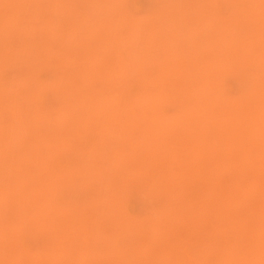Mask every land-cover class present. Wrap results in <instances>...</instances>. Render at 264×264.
I'll return each instance as SVG.
<instances>
[{"label":"rangeland","instance_id":"rangeland-1","mask_svg":"<svg viewBox=\"0 0 264 264\" xmlns=\"http://www.w3.org/2000/svg\"><path fill=\"white\" fill-rule=\"evenodd\" d=\"M263 87L264 0H0V264H264Z\"/></svg>","mask_w":264,"mask_h":264},{"label":"bare ground","instance_id":"bare-ground-1","mask_svg":"<svg viewBox=\"0 0 264 264\" xmlns=\"http://www.w3.org/2000/svg\"><path fill=\"white\" fill-rule=\"evenodd\" d=\"M241 14H242V13H241ZM247 17H248V16H247ZM242 22H243V21H242ZM221 24H222V23H221ZM229 31H230V30H229ZM240 41H241V40H239V42H240ZM222 64H223V63H222ZM263 88H264V87H263ZM208 89H210V87H209ZM259 89H260V88H259ZM206 90H207V89H206ZM208 91L210 92L211 90H208ZM262 91H263V90H262V88H261V92H262ZM214 93H215V91H214ZM262 93H264V91H263ZM259 94H260V93H259ZM204 95H205V94H204ZM214 95H215V94H214ZM214 95H213V96H214ZM216 95H217V94H216ZM216 95H215V97H216ZM256 95H257V94H256ZM261 95H262V94H261ZM210 96H211V95H210ZM213 96H212V97H213ZM258 96H260V95H258ZM205 97H206V99H207V96H204V98H203V97H202V98L205 99ZM252 97H253V95H252ZM254 97H255V96H254ZM200 98H201V97H200ZM260 98H261V97H260ZM262 98H263V97H262ZM212 99H214V98H212ZM217 99H218V98H217ZM196 100H197V99H196ZM198 100H201V101H202V99H198ZM249 100H250V99H249ZM249 100H247V101H249ZM208 101H209V100H208ZM214 101H215V100H214ZM219 101H220V100H219ZM202 102H203V101H202ZM217 102H218V101H217ZM259 102H260V101H259ZM204 103H205V105L207 104L205 101H204ZM208 103H209V102H208ZM194 104H195V103H194ZM194 104H193V105H194ZM197 104H199V102H197ZM201 104H202V108H203V103H201ZM211 104H212V102H211ZM220 105H221V104H220ZM244 105H245V104H244ZM244 105H243L242 107H244ZM195 106H196V104H195ZM206 106H207V105H206ZM208 106H209V108H210L211 105L208 104ZM216 106H219V105L216 103ZM216 106H215V103H214V106H211V107H216ZM242 107H241V109H242ZM219 108H220V107H219ZM203 109H204V108H203ZM206 109H208V107H207ZM244 109H246V108L244 107ZM263 109H264V108H263ZM217 110H218V109H216V112H217ZM219 110H220V109H219ZM242 110H243V109H242ZM246 110H247V109H246ZM212 111H213V110H212ZM203 112H204V111H203ZM203 112H202V113H203ZM209 112H210V110L208 111V113H209ZM216 112L214 111V113H216ZM240 112H241V111H240ZM252 112H253V111H252ZM255 112H256V111H255ZM255 112H254V113H255ZM261 112H262V111H261ZM261 112H260L259 114H261ZM208 113H207V114H208ZM212 113H213V112H212ZM214 113H213V114H214ZM203 114H204V113H203ZM203 114H202V116H203ZM216 114H220V113L217 112ZM216 114H215V115H216ZM244 114H246V112H245ZM248 114H249V113H248ZM248 114H247V116H248ZM257 114H258V113H257ZM257 114H256V115H257ZM198 115H200V114H198ZM204 115H205V114H204ZM208 115L211 116V114H208ZM254 115H255V114H254ZM212 116H213V115H212ZM212 116H211V117H212ZM217 116H218V115H217ZM217 116H216V117H217ZM240 116H241V118H242V114H241ZM247 116H246V117H247ZM208 117H209V116H208ZM244 117H245V116H244ZM251 118H252V116H251ZM210 119H211V118H210ZM239 119H240V118H239ZM239 119H238V120H239ZM235 120H236V118H235ZM242 120H243V119H242ZM244 120H245V119H244ZM252 120H253V118H252ZM254 120H255V119H254ZM258 120H259V119H258ZM215 121H217V120H215ZM246 121H247V120H246ZM248 121H249V119H248ZM234 122H235V121H234ZM249 122H250V121H249ZM260 122H261V119H260ZM252 123L254 124V122H251V126H252ZM262 123L264 124V122H262ZM244 124H245V123H244ZM246 124H247V123H246ZM256 124H258V123L256 122ZM204 125H205V124H204ZM232 126H233V124H232ZM236 126H237V125H236ZM220 127H221V126H220ZM220 127H218V128L220 129ZM243 127H244V126H243ZM246 127L248 128V125H247ZM249 127H250V126H249ZM253 127H254V125H253ZM253 127H252V128H253ZM258 127H259V126H258ZM263 127H264V126H263ZM230 128H231V127H230ZM254 128L256 129L257 127H254ZM254 128H253V131H254ZM224 129H225V128H224ZM236 129H237V128H236ZM249 129H250V128H248V131L251 130V129H250V130H249ZM259 129L261 130L260 127H259ZM216 130H217V129H216ZM226 130L228 131V129H225V131H226ZM240 130H241V129H239V131H240ZM244 130H246V129H244ZM184 131H185V130H184ZM205 131H207V130H205ZM258 131H259V130H258V128H257V132H258ZM218 132H219V131H218ZM228 132H229V131H228ZM232 132H233V131H232ZM245 132H246V131H245ZM254 132H256V131H254ZM254 132H253V133H254ZM185 133H186V131H185ZM185 133H184L183 135H186ZM261 133H262V132H261ZM261 133H260V134H261ZM195 134H196V133H195ZM208 134H209V133H208ZM220 134H221V133H220ZM220 134H218V135H220ZM222 134H223V133H222ZM224 134H225V133H224ZM231 134H233V133H231ZM236 134H237V135H240V134H241V136H242V133H241V132H240V134H238V131H237ZM256 134H257V133H256ZM193 135H194V134H193V132H192V137H193ZM243 135H245V134L243 133ZM262 135H263V134H262ZM188 136H190V135L188 134ZM203 136H204V135H203ZM221 136H222V135H221ZM224 136H225V135H224ZM227 136H228V135H227ZM227 136H226V137H227ZM247 136H248V137L250 136V138L253 137V136L250 135L249 133H248ZM257 136H258V135H257ZM206 137H207V135H206ZM235 137H237V136H235ZM239 137H240V136H239ZM248 137H247V138H248ZM262 137L264 138V135H263ZM243 138H244V137H243ZM189 139H190V138H189ZM189 139H187V140H189ZM191 139H192V138H191ZM194 139H195V136H194ZM205 139H206V138H205ZM222 139L224 140V138H221V140H222ZM241 139H242V137H241ZM244 139H245V138H244ZM256 139H257V137H255V140H256ZM261 139H262V138H261ZM187 140H186V141H187ZM197 140H198V139H197ZM197 140H196V141H197ZM221 140H220V141H221ZM251 140H252V139H251ZM183 141H185V140H183ZM186 141H185V142H186ZM189 141H190V140H189ZM189 141H188V142H189ZM196 141H195V142H196ZM233 141H234V136H233ZM244 141H245V140H244ZM253 141H254V140H252V142H253ZM195 142H193V143H194V146H195ZM198 142H199V141H198ZM241 142H242V140L239 142L240 145H241L240 147H243V148H244V146H242ZM255 142H256V141H255ZM261 142H262V141H261ZM186 143H187V142H186ZM191 143H192V141H191ZM204 143H207V142H204ZM222 143H223V142H222ZM229 143H230V140H229L228 144H229ZM236 143H237V142H236ZM248 143H249V142H248ZM196 144H198V143H196ZM220 144H221V143H220ZM233 144H234V146H235V143H233ZM244 144H246V143H244ZM251 144H252V143H251ZM253 144H254V142H253ZM187 145H188V144H187ZM201 145H202V143H201ZM213 145L215 146V144H213ZM226 145H227V144H226ZM226 145H225V146H226ZM190 146H191V145H190ZM198 146H199V145H198ZM211 146H212V145H211ZM234 146L232 145V148H233ZM236 146H237V145H236ZM236 146H235V148H236ZM249 146H250V144H249ZM257 146H258V145H257ZM200 147H201V146H200ZM246 147H248V145H247ZM251 147H252V146H251ZM253 147H254V145H253ZM191 148H192V147H191ZM210 148H211V147H210ZM212 148H213V147H212ZM225 148H227V147H225ZM248 148H249V147H248ZM192 149H193V148H192ZM216 149H217V148H216ZM229 149H230V148H229ZM245 149H246V148H245ZM260 149H261V145H260ZM263 149H264V148H263ZM224 150H225V149H224ZM239 150H240V148H239ZM246 150H247V149H246ZM190 151H191V150H190ZM192 151H193V150H192ZM192 151H191V152H192ZM194 151H195L194 154H196L197 152H196L195 149H194ZM197 151H198V150H197ZM260 151H261V150H260ZM260 151H259V153H260ZM200 152H201V151H200ZM200 152H199V153H200ZM204 152H205V151H204ZM206 152H208V150H206ZM209 152H211V151H209ZM231 152H232V151H231ZM239 152H240V151H239ZM245 152H246V151H245ZM248 152H250V151L248 150ZM234 153H235V152H232V154H234ZM236 153L238 154V152H236ZM255 153H257V152H255ZM211 154H212V153H210V155H211ZM263 154H264V151H263ZM198 155H199V154H198ZM205 155H209V154H205ZM213 155H215V153H213ZM227 155H228V154H227ZM239 155H240V153H239ZM243 155H244V154H243ZM200 156H201V154L199 155V157H200ZM211 156H212V155H211ZM235 156H236V155H235ZM246 156H247V154H246ZM254 156H255V154H254ZM197 157H198V156H197ZM202 157H203V156H202ZM205 157H206V156H205ZM216 157H217V156H216ZM237 157H238V155H237ZM213 158H215V157L213 156ZM217 158H218V157H217ZM239 158H240V156L238 157V160H239ZM245 158H246V157H245ZM255 158H256V157H255ZM258 158H259V157H258ZM211 159H212V158H211ZM248 159H249V158H248ZM260 159H261V158H260ZM193 160H194V159H193ZM201 160H202V158L200 159V162L202 163ZM196 161H197V159H196ZM200 162H199V163H200ZM250 162L252 163V161H250ZM253 162H254V161H253ZM173 163H174V162H173ZM255 163H256V160H255ZM190 164H191V162H190ZM202 164L204 165V163H202ZM172 165H173V164H172ZM174 165H176V161H175V164H174ZM177 165H178V164H177ZM203 165H202V166H203ZM255 165H256V164H255ZM191 166H192V165H191ZM193 167H194V166H193ZM203 167H204V166H203ZM254 167H255V166H254ZM254 167H253V168H254ZM197 168H198V166H196L195 169L197 170ZM195 169H194V170H195ZM254 171H255V170H254ZM172 173H173V172H172ZM195 173H196V172H195ZM199 173H200V172H198V174H199ZM198 174H197V177H198ZM191 178H192V177H191ZM200 180H201V179H200ZM183 181H184V180H183ZM198 181H199V179L197 180V182H198ZM189 182H190V181H189ZM185 183H186V182H185ZM199 183H200V182H199ZM202 183H203V179H202ZM191 184H192V182H191ZM258 184H259V183H258ZM185 185H186V184H185ZM200 186H201V185H200ZM206 186H208V185H206ZM189 187H190V186H189ZM183 188H184V187H183ZM197 188H198V186H197L195 189H197ZM202 188H203V187H201V189H202ZM186 189H187V188L185 187V190H186ZM193 189H194V188H193ZM193 189H192V190H193ZM195 189H194V190H195ZM187 190H188V189H187ZM194 192H195V191H194ZM203 192H204V190H203ZM206 192H207V191H206ZM198 193H199V191H198ZM198 193H197V196H198ZM204 193H205V192H204ZM207 193H208V192H207ZM189 194H190V193H189ZM189 194H188V195H189ZM193 194H194V193H193ZM200 194H201V193H200ZM205 194H206V193H205ZM205 194H204V195H205ZM186 195H187V194H186ZM206 195H207V194H206ZM210 196H211V195H210ZM213 196H214V195H213ZM233 197L235 198V196H233ZM188 198L190 199L191 197H188ZM193 198H194V196H193ZM200 198H201V197H200ZM205 198H206V197H205ZM211 198H212V196H211ZM220 198H221V197H220ZM220 198H219V200H220ZM237 198H238V197H237ZM196 199H197V198H196ZM215 199H216V196H215ZM222 199H225V198L223 197ZM186 200H187V199H186ZM197 200H198V199H197ZM200 200H201V199H200ZM217 200H218V198H217ZM233 200H234V199H233ZM189 201H190V200H189ZM198 201H199V200H198ZM202 201H204V197H203V200H202ZM207 201H208V200H206L205 202L207 203ZM212 201H213V199H212ZM230 201H231V197H230ZM205 202H203V203H205ZM214 203H215V201L212 203V207L215 206ZM213 204H214V205H213ZM177 205H178V204H177ZM194 205H195V204H194ZM208 205H209V204H208ZM227 205H228V204H227ZM204 206H205V204H204ZM217 206H218V205H217ZM227 208H228V206H227ZM203 209H204V208H203ZM228 209H229V208H228ZM200 211H201V209H200ZM225 211H226V209H225ZM228 212H229V211L227 210L225 213H228ZM211 215H212V214H211ZM144 223H145V222H144ZM145 231H146V229H145ZM141 232H142V231H141ZM145 233H146V232H145ZM140 234H141V233H140ZM142 237H143V234H142ZM258 238H259V237H258ZM150 241H151V240H150ZM146 244H147V243H146ZM143 249H144V248H143ZM155 252H156V250H155ZM155 252H154V253H155ZM152 253H153V251H152ZM142 255H144V254H142ZM155 255H156V254H155ZM149 256H150V255H149ZM156 257H157V256H156ZM141 258H142V257H141ZM143 258H144V257H143ZM146 258H148V256L145 257L144 260H145ZM216 259H218V258H216ZM223 260H224V259H223ZM161 261H162V260H161ZM188 261H189V260H188ZM197 261H198V260H197ZM226 261H227V260H226ZM190 262H191V261H190ZM195 263H196V261H195ZM230 263H231V262H230ZM230 263H229V264H230ZM152 264H153V263H152ZM192 264H194V263L192 262ZM224 264H225V263H224ZM226 264H227V263H226Z\"/></svg>","mask_w":264,"mask_h":264}]
</instances>
